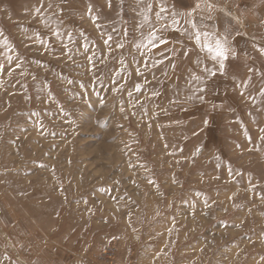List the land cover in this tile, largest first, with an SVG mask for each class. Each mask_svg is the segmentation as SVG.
<instances>
[{
	"label": "rangeland",
	"instance_id": "rangeland-1",
	"mask_svg": "<svg viewBox=\"0 0 264 264\" xmlns=\"http://www.w3.org/2000/svg\"><path fill=\"white\" fill-rule=\"evenodd\" d=\"M254 1L202 14L239 24ZM53 2L62 25L34 18L37 0H0L15 49L9 63L0 43V264H103L113 237L119 264H264V38L229 40L200 101L187 81L205 53L171 30L138 49L161 23L138 0Z\"/></svg>",
	"mask_w": 264,
	"mask_h": 264
},
{
	"label": "snow or ice",
	"instance_id": "snow-or-ice-1",
	"mask_svg": "<svg viewBox=\"0 0 264 264\" xmlns=\"http://www.w3.org/2000/svg\"><path fill=\"white\" fill-rule=\"evenodd\" d=\"M123 2V0H122ZM203 2L205 0H195V3L189 8V5L185 4L184 7L189 9L184 12H178L175 9V5L172 8H169L166 0H138V4L141 7V11L139 15L143 17L146 23H151V15L154 13L155 19L160 23V27L156 28L152 26L149 28L146 37L142 33V37L145 38L146 43L143 45L136 44V47L139 49L140 47H158L160 44H167L169 41L164 36V33L171 31H182V33L189 39L194 40L195 44L198 45L202 52L205 53L203 60L197 59L195 62V67L199 69V74L195 71L189 73V80L187 83L190 85L188 88V96L189 98H195L200 101L205 99L204 93L207 92V83L208 79L215 77L217 74L224 75L226 68V61L231 56L235 58L236 53L235 50L231 47L229 41L230 33H219L205 22L206 18L202 14L203 13ZM47 4V6H45ZM108 6L111 7V0H108ZM213 8L211 3H207V9L209 12ZM63 9L57 8L54 4L53 0H37L35 7L33 8V17L39 18L42 22L46 24V26H50V21L53 17L62 25L63 21L60 20V15L62 14ZM89 14L91 15V6L89 7ZM93 22H97L99 20L98 16H91ZM211 19V16L208 17ZM140 27H144V25H140ZM112 31H116L115 28ZM66 33V41L63 46L67 52H70L71 49L68 48V43H75L76 37L73 36L70 30L65 29L62 32L59 28L54 29L52 31L53 36H63ZM83 35V34H81ZM125 35L127 32L125 30ZM3 32H0V37H3ZM37 39H40V34H35ZM112 40L111 34L108 35L105 44H108L109 41ZM2 47L6 50L5 55L6 59L9 63L14 62V58L12 55L8 54L14 51L15 49L9 43V40L4 37L2 42ZM41 43H45L41 40ZM84 45H82L83 47ZM117 47L123 48V44H118ZM262 55H264V48L258 49ZM84 51L87 52L88 48L84 47ZM187 55V53H185ZM90 62L94 64V54L93 56L87 57ZM147 64V62H145ZM211 64V66H209ZM3 65H0L2 68ZM15 67L20 68L21 62L20 57H15ZM175 67V65H173ZM252 71V69H249ZM251 77L247 80H244L238 83L236 86L243 88L245 91L250 83ZM139 87L137 91H139ZM245 91H242L240 94L244 95ZM131 95V93H129ZM261 98H264V88L259 90L257 94ZM249 99L255 102L256 96L249 94ZM264 102V99H262ZM264 132V129H261ZM264 140V137H261ZM249 142H251V137H248ZM152 183V181H149ZM198 195V194H197ZM7 258V257H6Z\"/></svg>",
	"mask_w": 264,
	"mask_h": 264
},
{
	"label": "crops",
	"instance_id": "crops-1",
	"mask_svg": "<svg viewBox=\"0 0 264 264\" xmlns=\"http://www.w3.org/2000/svg\"><path fill=\"white\" fill-rule=\"evenodd\" d=\"M172 5H175V9L181 11H187L184 5H192L193 0H168ZM244 21L237 23L228 19L227 17L220 15L217 22H208L210 28L223 34L230 33L229 40H239L241 37L252 38L263 37L264 38V0H256L251 4L245 6L243 10Z\"/></svg>",
	"mask_w": 264,
	"mask_h": 264
},
{
	"label": "built area",
	"instance_id": "built-area-1",
	"mask_svg": "<svg viewBox=\"0 0 264 264\" xmlns=\"http://www.w3.org/2000/svg\"><path fill=\"white\" fill-rule=\"evenodd\" d=\"M242 1L243 0H205V2H203V10L209 12L207 3H211L213 5L211 11L218 10L229 14L232 12L235 5L240 4ZM119 247L120 239L118 237H113L105 248L98 253H94V256L103 264H119Z\"/></svg>",
	"mask_w": 264,
	"mask_h": 264
}]
</instances>
